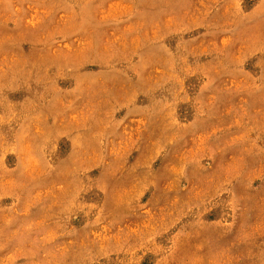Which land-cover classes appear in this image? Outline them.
I'll return each instance as SVG.
<instances>
[{
  "label": "rangeland",
  "instance_id": "374dc122",
  "mask_svg": "<svg viewBox=\"0 0 264 264\" xmlns=\"http://www.w3.org/2000/svg\"><path fill=\"white\" fill-rule=\"evenodd\" d=\"M0 264H264V0H0Z\"/></svg>",
  "mask_w": 264,
  "mask_h": 264
}]
</instances>
